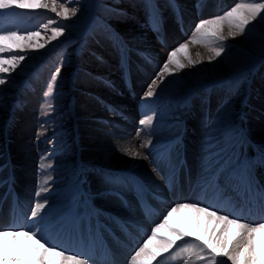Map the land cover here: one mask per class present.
Returning a JSON list of instances; mask_svg holds the SVG:
<instances>
[{
	"label": "rangeland",
	"instance_id": "374dc122",
	"mask_svg": "<svg viewBox=\"0 0 264 264\" xmlns=\"http://www.w3.org/2000/svg\"><path fill=\"white\" fill-rule=\"evenodd\" d=\"M238 2L240 0H207L205 4V0H189L188 11L193 19L186 24V5L178 0H58L69 8L78 9L76 16L68 20L44 8L0 10L5 13L0 21L4 29L18 31L21 35L30 31L40 33L39 37L27 41H5L4 44L13 51L0 54L4 58L12 55L26 57L14 71L0 73V77L6 79V83L0 85V155L7 156L8 147L4 144L13 142L15 134L25 132L32 144L30 159L36 160L37 171L40 169L37 161L45 155L51 159L53 154L49 152L53 151L65 158L53 165L58 173H73L74 178H79L81 173L87 176L92 172L106 179V172L96 169H108L107 164L114 152L139 148L144 154L148 142L170 140L178 134L179 127L185 126L191 136L196 133L199 138L207 139L220 136L228 125L241 126L245 132L249 131L250 116L264 118L261 109L264 89V19L261 17L264 13L248 26L250 30L235 37L227 35L228 27L224 24L225 39L220 42L224 51L211 61L209 57L213 53L203 43L193 42L196 24L222 15ZM151 7L160 10L156 13L163 17V24L171 25L176 31L178 15L182 14L186 25L184 35L172 41L168 34L166 41L163 39L157 43L151 34L153 29L146 23ZM49 19L65 26L64 35L51 42H47L48 37L57 24L44 28ZM42 43L44 48L28 47ZM182 43H187L188 48L181 55H190L193 60L201 62L161 77L159 74L168 54ZM159 47L163 48V53L158 58L155 50ZM123 53L128 57L125 56L130 69L133 71V65L138 66L145 76L138 83L133 75L139 86V96L132 101L133 105L142 98L158 100L160 107L148 115L153 117L151 126H139L140 120H137L134 121L136 129H131L130 125L129 130H124L115 123V131L123 132V135L117 141L102 145V139L86 138L83 134L94 122H99L98 119L115 118L101 106V102L115 107L113 112L116 108L124 110L123 105L110 100L114 96L111 94L114 83L118 81L121 85L119 61ZM57 67L60 74L53 95L45 97L50 77ZM153 80L157 82L155 95L147 97L146 92ZM195 92L199 94L193 96ZM28 93L34 102L32 106L26 105ZM108 95L111 96L107 98ZM100 96L107 99L100 100ZM121 99L131 102L128 98ZM160 123L165 125L163 132L155 130ZM224 153L227 152L217 156ZM4 158H0V163H4ZM111 173L108 178L127 177L122 169ZM3 180L4 177L0 176V182ZM36 182L37 178L35 185ZM35 185L32 193L37 190Z\"/></svg>",
	"mask_w": 264,
	"mask_h": 264
},
{
	"label": "bare ground",
	"instance_id": "6f19581e",
	"mask_svg": "<svg viewBox=\"0 0 264 264\" xmlns=\"http://www.w3.org/2000/svg\"><path fill=\"white\" fill-rule=\"evenodd\" d=\"M178 1L186 5V9L184 8L186 24L193 19V15H189V0ZM205 4H207V2H205ZM170 26L171 25L166 26L165 34H169L171 40L175 41L180 38V36L177 31L174 30V27ZM155 46L157 45L155 44ZM155 51L157 54L156 56L159 58L163 53V48L159 47ZM133 73V75L137 77L138 83H140L142 78L145 77L141 74L139 67L135 65H133ZM114 84L115 88L111 90V94L114 96H112L110 100H116V105H123L124 110L117 108L116 110L127 117L126 122H134L135 110L131 102H125L121 99V97H124V99L127 100L125 98L126 93L122 86L118 85V81ZM110 96L108 95L106 97L108 98ZM26 97V105L32 106L34 102L30 93H28ZM100 97V100L107 99L103 96ZM261 97L263 98L261 109L264 111V89L261 92ZM26 110H28V108ZM24 115L25 113L23 116ZM248 120L250 123V127L248 128L249 131L245 132L241 126L234 128L231 125H228L226 132L217 136L220 139H215L217 137L207 139V137L203 136H200L199 138L196 133L192 136L190 135L192 137V143H188L187 145V156L189 158L190 167H194L197 163L199 164L197 161L203 155V150L209 148V152L219 151L218 155H220L224 152L226 146H229L237 140L248 143L251 148L257 149L259 154L264 158V118L253 115L250 116ZM97 121L99 122H94L83 136L94 139L100 138L102 139V145L105 143H111V141H117L118 138L123 135V132L119 133L115 131V123H118L117 125L124 130L130 129V124L123 123L120 119L107 118L98 119ZM29 140L30 138L28 137V134L22 132L15 134V140L13 142L4 144V146L8 147L7 156L4 158L5 161L3 160L6 162L8 176L6 183L9 179H12L13 185L0 208V228L13 227L14 225L11 222L14 220V211H12V209L19 210V223L22 224L21 229L39 231L40 235L45 240L49 241L50 244L58 245L60 248L66 250L69 255H80L82 251L88 250V248H96V243L88 240L89 229L87 226L92 227V225H94V220H92L89 215L94 216L96 219H99L102 216L103 219H107L110 212L112 215L120 217L127 222H131L130 220L137 217L134 206L130 205L128 210L125 209L123 206L119 205L108 192L109 189L107 186L110 182L108 176L112 175L111 172L117 169H122L123 172H132L140 177L145 183L150 184L155 190H159L158 188H160L161 191L165 192V189L159 184L152 170L149 168L147 159L143 158L144 154H142V150L139 148L136 150L129 149L131 151L139 152L141 155L138 158H133L122 150L114 152L107 164V170L109 171L105 174L106 179L101 178L99 174L88 172L87 176L82 174L81 179L77 180L74 178L73 173L61 174L53 169V165H55L58 160H65L63 155L61 156L58 152L50 151L49 153L53 154L51 159L50 157L46 158L48 155L42 157L39 161L42 170L38 172L40 169L38 168L39 170H36V160L33 157L30 159L31 153L29 149H32V144L31 142L29 143ZM215 140H219V142H216ZM159 142L160 141L157 140L148 142L146 147L151 149L152 145L158 144ZM236 152L238 153L236 154ZM231 153L233 154L227 162V165L229 166H239V163L247 162L252 156H254L253 152L245 154L240 151L239 148ZM8 156H10V158H8ZM218 157L219 156H215L211 161L218 159ZM49 164L51 167H47ZM263 171L264 170H261L260 172L257 171L252 164L247 167V175L250 177L261 178L259 176ZM36 178L37 182L35 185ZM111 178L114 179L115 177ZM262 178H264V175ZM6 183L4 185L0 183V202L3 198ZM242 183L245 184L246 188L250 191V195L245 197L243 203L247 199L248 202L251 203L254 197H256V193L252 189L254 187V182L243 178ZM219 184L224 186L222 180L219 181ZM33 185L37 188L34 193L31 191ZM262 185L264 188V179L262 180ZM175 186L176 185L174 184V187ZM38 193L39 195H37ZM33 195L36 196L33 198ZM184 201L185 202L183 203H187L186 200ZM37 203L44 204L45 207L40 211L37 218L31 219V211L34 210ZM165 205L168 207L172 205V202L166 200ZM199 207H204V205L201 204ZM73 211L76 213L74 217H71ZM48 212H51L52 214L46 215ZM82 212H84V214H81ZM110 220L114 223L111 218ZM168 221L170 227L175 228L182 233H192V235H185L184 240L177 241L176 243V246L178 244H185L189 249L186 260H183L180 264H211L210 256L206 257L204 261L197 260L196 257L201 255V252L199 248L193 247L192 245H203L204 241H211L216 237H219L223 225L218 226V223L214 218H209L203 214H197L189 209H179L168 218ZM8 222H10V224ZM80 223L85 224L81 231L77 230ZM138 224L145 225L141 224V222H138ZM252 225L255 226L257 224ZM149 227L150 226H147L144 229L147 230ZM141 230L142 228L134 231L132 228L133 235L135 236ZM119 231L121 232L122 228H120ZM158 235H161L163 239L171 238L170 234L166 231ZM234 236L235 230L230 229L228 239L233 243H235V240L233 239ZM5 243L7 244V241H5ZM125 245L131 247L130 240L126 241ZM18 247L21 252L25 254V259L22 261V264H29L26 254L34 246L31 242L26 241L24 237H19ZM229 251H232L231 247H229ZM126 256L127 252H123V258ZM52 259L56 260L58 258L52 257ZM216 259L220 264H231V261H228L227 257H217ZM116 264L122 263H120V260L118 259Z\"/></svg>",
	"mask_w": 264,
	"mask_h": 264
},
{
	"label": "snow or ice",
	"instance_id": "6c2138e0",
	"mask_svg": "<svg viewBox=\"0 0 264 264\" xmlns=\"http://www.w3.org/2000/svg\"><path fill=\"white\" fill-rule=\"evenodd\" d=\"M71 2V0H68ZM34 9L44 8L55 13L56 16L68 20L76 16L78 9L76 7L69 8L63 3H58V0H0V10L12 9ZM264 13V2L262 0H240L230 10L225 11L222 15L215 18L202 20L194 26L193 42L203 43L213 53L209 57V61L217 56H220L224 51V46L221 41L225 39L224 24H227V35L235 37L243 34L248 29V26L256 21L261 14ZM5 17L4 12H0V21ZM264 19V17H261ZM49 24H57L51 29V36L47 42L57 40L63 36L65 26L59 25L57 21L49 19L48 24L43 25L48 28ZM216 25L218 27L213 28ZM38 31H30L25 35H21L18 31L6 30L0 24V54L10 53L13 51L11 47L4 44L5 41L15 40H31L39 37ZM44 44L28 45V47L44 48ZM188 48L187 43H182L175 50L171 51L163 63L160 71V76L164 74L173 75L183 68L200 63V60H193L190 55L183 56L181 52ZM23 51V48H21ZM199 55V54H197ZM26 57L24 55H12L8 58L0 56V73L14 71L20 66L21 61ZM60 74V68L55 69L54 74L50 77V83L47 85V90L44 92L45 97L53 95L54 87L57 82V77ZM159 78V77H158ZM161 82H163L161 80ZM6 83V79L0 77V85ZM157 86L156 80H153L146 92L147 97L155 95L154 87ZM51 107V105H48ZM153 122L152 116H147L140 120L141 125L151 126ZM139 135V133H137ZM143 147V145H141ZM126 154L133 158L140 157L139 152L129 149H122ZM143 158L147 159V156ZM51 167V165H47ZM39 195V193L37 194ZM45 207L44 204L37 203L34 210L31 211V219L37 218L40 211ZM179 209H189L197 214H203L209 218H214L219 225H223L221 235L211 241H204L203 245L193 244V247L199 248L201 255L196 257L199 261H204L206 257H211V264H220L217 257H227L231 264H264V222L252 225L243 222L239 218H229L228 215H218L216 211H210L207 207H199L196 204L183 203L171 208L163 217V222L156 224L150 231L151 234L146 237L142 245L135 251L131 257V264H153L158 257L170 252L176 247L177 241H182L185 235L192 233H182L175 228L169 226L168 218L176 213ZM235 230V243L228 239L229 230ZM170 234V239H163L162 232ZM19 237H24L26 241L31 242L34 246L26 254L29 264H88V260L81 258L78 254H67L66 250L58 245L50 244L45 240L39 231L25 230L16 227L0 228V264H22L25 259V254L18 247ZM7 241V244L5 243ZM229 247L232 251H229ZM52 257L58 259L53 260Z\"/></svg>",
	"mask_w": 264,
	"mask_h": 264
}]
</instances>
